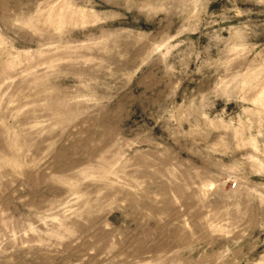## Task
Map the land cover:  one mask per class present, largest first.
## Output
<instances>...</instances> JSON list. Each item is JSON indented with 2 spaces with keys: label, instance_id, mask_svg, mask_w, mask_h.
Instances as JSON below:
<instances>
[{
  "label": "rangeland",
  "instance_id": "rangeland-1",
  "mask_svg": "<svg viewBox=\"0 0 264 264\" xmlns=\"http://www.w3.org/2000/svg\"><path fill=\"white\" fill-rule=\"evenodd\" d=\"M0 264H264V0H0Z\"/></svg>",
  "mask_w": 264,
  "mask_h": 264
},
{
  "label": "built area",
  "instance_id": "built-area-1",
  "mask_svg": "<svg viewBox=\"0 0 264 264\" xmlns=\"http://www.w3.org/2000/svg\"><path fill=\"white\" fill-rule=\"evenodd\" d=\"M235 185H236V182H233V183L231 184L232 187H235Z\"/></svg>",
  "mask_w": 264,
  "mask_h": 264
}]
</instances>
